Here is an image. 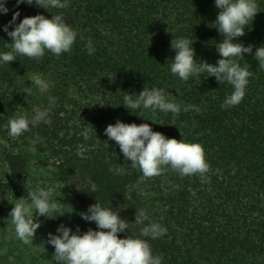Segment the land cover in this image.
I'll use <instances>...</instances> for the list:
<instances>
[{"label": "trees", "instance_id": "trees-1", "mask_svg": "<svg viewBox=\"0 0 264 264\" xmlns=\"http://www.w3.org/2000/svg\"><path fill=\"white\" fill-rule=\"evenodd\" d=\"M257 4L245 35L236 41L252 44L253 52L264 44V0ZM5 6L9 11L0 15V25L18 10L17 23L38 13L62 14L77 32L69 53L55 56L46 50L38 60L20 55L0 64V163L7 168L0 192L10 210L22 196L23 182L34 174L41 182L60 183L61 198L84 212L95 200L112 207L128 223L129 236L139 234L135 211L144 209L150 221L167 228L165 235L149 240L163 264H264V70L251 54L238 59L252 75L243 99L231 108H221L232 92L227 82L218 84L207 73L182 81L170 72L175 54L170 41L177 37L194 41L196 58L211 64L219 58L215 45L222 36L215 28L214 0H68L67 8L47 10L8 0ZM89 40L92 55L85 49ZM10 42L0 30V51ZM35 72L51 82L47 94L31 85ZM144 86L165 88L180 105L179 114L126 109L122 92L138 94ZM188 105L200 111H185ZM36 106L50 110L51 124L9 136L8 120L31 115ZM116 120L148 123L167 138L200 143L209 181L180 176L168 166L160 175L144 177L104 135ZM90 182L96 192L89 191ZM58 199L54 190L52 201ZM76 226L95 230L94 222L83 219L70 228ZM46 240L35 234L33 245L10 241L6 256L52 264L53 248Z\"/></svg>", "mask_w": 264, "mask_h": 264}, {"label": "clouds", "instance_id": "clouds-1", "mask_svg": "<svg viewBox=\"0 0 264 264\" xmlns=\"http://www.w3.org/2000/svg\"><path fill=\"white\" fill-rule=\"evenodd\" d=\"M7 3L8 0H0V15L8 13ZM21 3L45 10L68 7V0H16V5ZM214 6L218 9L215 28L222 36L215 45L219 58L215 64L196 58L192 47L194 41L177 37L170 41L175 53L170 72L182 81L207 73V77H214L218 84L227 82L232 92L225 96L221 108H231L243 99L248 77L252 75L249 66H241L238 59H243L244 54H251L264 70V44L253 52L252 44L236 42L245 35V26L252 22L258 12V4L257 0H214ZM19 16L20 12L14 11L11 19L0 25V30L11 41L5 45L7 51H0V64L17 60L20 55L38 60L46 50L55 56L71 51L77 32L65 22L62 14H51L50 18H46L38 13L26 16L17 23ZM85 49L89 55L95 52L91 40L85 44ZM29 80L40 94L49 92L51 82L41 73H33ZM122 93L123 105L128 110L143 107L153 114L160 111L174 115L181 111L180 105L163 87L144 86L138 94ZM48 100L49 104H53L55 97L49 95ZM189 108L200 111L196 105H188L184 110ZM51 122L50 110L36 106L31 115L21 114L8 120V135L17 138L28 132L30 126L36 127L40 123L50 125ZM104 135L107 140L115 142L124 160L130 161L133 168L138 167L144 177L160 175L168 166L180 176L198 175L201 183H207L210 179L207 176L210 165L206 162L200 143L167 138L153 131L148 123L137 125L120 120L107 125ZM104 144L107 145L106 142ZM88 187L91 192L98 190L94 182H90ZM53 191L51 187L28 190L27 199H17L18 202L11 208L16 237L25 245H33L36 230L41 226L38 217L54 219L57 216L56 203L52 201ZM80 216L85 221L94 222L95 230L90 227L81 231L79 226L73 230L63 223L59 224L55 233L47 234L46 243L53 248L52 264H163L162 254L153 253L149 240L162 237L167 228L159 222L150 221L144 209L135 211V224L140 228L139 234L132 236L127 234L126 220L121 219L112 207L103 206L97 200ZM119 233H125V237L118 238Z\"/></svg>", "mask_w": 264, "mask_h": 264}, {"label": "rangeland", "instance_id": "rangeland-1", "mask_svg": "<svg viewBox=\"0 0 264 264\" xmlns=\"http://www.w3.org/2000/svg\"><path fill=\"white\" fill-rule=\"evenodd\" d=\"M72 130H76L75 125L72 124ZM7 174V168L4 164L0 163V180H2ZM51 187L57 190L58 201L56 207L59 209L58 217L46 218L43 216L41 221V226L37 228L36 235L47 236L48 233H55V229L61 223L65 226L71 227L77 221L82 220L80 213L84 211L81 210L76 205L68 202L61 198L59 190H61L62 185L58 182H41L37 179L34 174H29L22 184V196L27 199L28 190H34L37 188H48ZM33 210H34V206ZM10 208L7 205V196L0 192V264H33L27 255L18 256L16 254H11L6 256L7 253V243L10 241H21L16 237L14 226L11 222Z\"/></svg>", "mask_w": 264, "mask_h": 264}]
</instances>
